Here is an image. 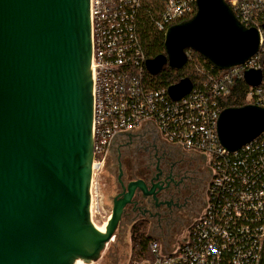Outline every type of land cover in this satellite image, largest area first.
<instances>
[{
	"label": "water",
	"instance_id": "water-1",
	"mask_svg": "<svg viewBox=\"0 0 264 264\" xmlns=\"http://www.w3.org/2000/svg\"><path fill=\"white\" fill-rule=\"evenodd\" d=\"M264 31V28H263ZM163 54L146 62L154 77L183 68L186 51L218 71L259 48L224 0H196L195 15L169 27ZM89 0H0V264L95 262L115 237L140 182L121 185L105 234L89 221L92 86ZM255 88L261 72L244 73ZM188 79L167 89L176 102ZM264 131V108L224 109L219 144L235 152Z\"/></svg>",
	"mask_w": 264,
	"mask_h": 264
},
{
	"label": "built area",
	"instance_id": "built-area-1",
	"mask_svg": "<svg viewBox=\"0 0 264 264\" xmlns=\"http://www.w3.org/2000/svg\"><path fill=\"white\" fill-rule=\"evenodd\" d=\"M245 28L259 33L257 53L226 71L201 69L204 82L179 101L156 88L140 33L165 34L191 19L196 0H89L92 86L91 182L115 136L150 128L166 143L201 154L211 178L200 216L164 253L152 240L146 264H264V131L235 152L221 147L220 102L245 72H261L245 103L264 108V0H224ZM198 70V68H197ZM216 71V72H215ZM245 84V83H244ZM94 197H97L94 187Z\"/></svg>",
	"mask_w": 264,
	"mask_h": 264
},
{
	"label": "flooded vegetation",
	"instance_id": "flooded-vegetation-1",
	"mask_svg": "<svg viewBox=\"0 0 264 264\" xmlns=\"http://www.w3.org/2000/svg\"><path fill=\"white\" fill-rule=\"evenodd\" d=\"M114 140L119 156L115 196L121 192V185L140 182L143 186L142 192L136 190L122 215L118 236L131 235V227L138 222L146 223L161 239L173 238L167 235V229L175 224L181 235L185 233L205 206L211 178L205 158L166 143L150 128L117 135L109 147ZM181 209L186 210L184 216L178 213Z\"/></svg>",
	"mask_w": 264,
	"mask_h": 264
},
{
	"label": "trees",
	"instance_id": "trees-1",
	"mask_svg": "<svg viewBox=\"0 0 264 264\" xmlns=\"http://www.w3.org/2000/svg\"><path fill=\"white\" fill-rule=\"evenodd\" d=\"M163 34L153 32L149 28L140 33V39L143 50L149 59L163 54ZM187 62L185 66L179 70H172L164 67L162 71L151 78L156 88L168 89L169 87L178 84L181 80L188 79L192 86L200 85L204 82V77L200 74L201 69H208L210 65L203 60L198 54L192 51H186ZM199 65L194 69V64ZM216 72V71H215ZM247 86L242 82H236L230 89L229 94L220 102L221 108H242L246 106L245 94ZM148 226L144 222H138L131 227L130 239L133 255L138 260L150 262L152 260L151 254L148 250V245L152 241L147 236Z\"/></svg>",
	"mask_w": 264,
	"mask_h": 264
},
{
	"label": "rangeland",
	"instance_id": "rangeland-1",
	"mask_svg": "<svg viewBox=\"0 0 264 264\" xmlns=\"http://www.w3.org/2000/svg\"><path fill=\"white\" fill-rule=\"evenodd\" d=\"M197 63L194 64V69L199 68ZM136 132V131H135ZM118 142L113 141L112 145L106 152L105 165L101 173L89 182V221L97 229L101 224H108L111 214L112 202L111 198L116 194L117 187L115 185L117 172V160L119 158L117 152ZM122 152V151H121ZM94 187H96L97 197H94ZM184 209L178 213L181 216L185 215ZM178 225H173L167 229V235H174L173 240H177L181 236V231L178 230ZM149 228L147 229V236ZM115 233V239L111 242L104 252L100 255L99 259L95 262H82L83 264H146L148 261L138 260L134 257L131 247V239L129 234L123 237ZM176 234V235H175ZM179 235V236H178ZM178 236V237H177ZM171 238V236L169 237ZM166 243H171V240H166ZM77 260L74 264H78Z\"/></svg>",
	"mask_w": 264,
	"mask_h": 264
},
{
	"label": "crops",
	"instance_id": "crops-1",
	"mask_svg": "<svg viewBox=\"0 0 264 264\" xmlns=\"http://www.w3.org/2000/svg\"><path fill=\"white\" fill-rule=\"evenodd\" d=\"M148 235H149V238H151L152 240L157 241L159 243L161 250L164 253L170 252L171 249L173 248V245L175 244V241H176V240H173L172 238L161 239V238L157 237L156 234H154V232H152V230H149ZM166 240H171V243H166Z\"/></svg>",
	"mask_w": 264,
	"mask_h": 264
},
{
	"label": "bare ground",
	"instance_id": "bare-ground-1",
	"mask_svg": "<svg viewBox=\"0 0 264 264\" xmlns=\"http://www.w3.org/2000/svg\"><path fill=\"white\" fill-rule=\"evenodd\" d=\"M107 222V221H106ZM103 223V224H101V226L100 227H97V229L94 227V229L97 231V232H99L100 234H105V232H106V228H107V223ZM83 262V260H80V261H78V264H83L82 263ZM85 262V261H84Z\"/></svg>",
	"mask_w": 264,
	"mask_h": 264
}]
</instances>
